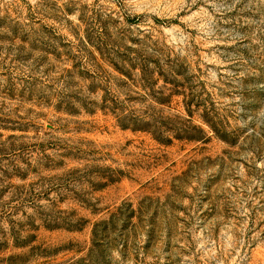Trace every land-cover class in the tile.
Returning <instances> with one entry per match:
<instances>
[{
  "label": "rangeland",
  "instance_id": "374dc122",
  "mask_svg": "<svg viewBox=\"0 0 264 264\" xmlns=\"http://www.w3.org/2000/svg\"><path fill=\"white\" fill-rule=\"evenodd\" d=\"M0 264H264V0H0Z\"/></svg>",
  "mask_w": 264,
  "mask_h": 264
}]
</instances>
